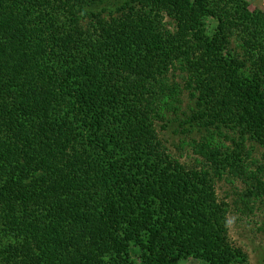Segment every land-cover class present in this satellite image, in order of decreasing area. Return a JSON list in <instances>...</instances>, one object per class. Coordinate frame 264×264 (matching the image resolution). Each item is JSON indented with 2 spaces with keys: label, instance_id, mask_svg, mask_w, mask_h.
<instances>
[{
  "label": "trees",
  "instance_id": "16d2710c",
  "mask_svg": "<svg viewBox=\"0 0 264 264\" xmlns=\"http://www.w3.org/2000/svg\"><path fill=\"white\" fill-rule=\"evenodd\" d=\"M108 4L0 0V264H133L137 246L247 264L215 184L264 197V20L243 0ZM183 94L199 168L159 139Z\"/></svg>",
  "mask_w": 264,
  "mask_h": 264
},
{
  "label": "rangeland",
  "instance_id": "374dc122",
  "mask_svg": "<svg viewBox=\"0 0 264 264\" xmlns=\"http://www.w3.org/2000/svg\"><path fill=\"white\" fill-rule=\"evenodd\" d=\"M127 2L128 0H110L108 11L119 13ZM243 2L255 19L264 20V0H243ZM180 81L177 79V82ZM178 108L179 110L175 114L171 113L168 116L166 128L159 131V139L170 156L177 159L181 164L188 168H199L200 159L192 154L188 145L190 141L205 136V133L188 125L193 102L188 99L186 94L182 95ZM223 135L219 137L217 133L218 140L221 142H224V137H227L228 134L224 133ZM228 136L231 137V135ZM248 147L252 151L253 166H261L264 170V148L255 144ZM244 188L245 186L241 182H233L226 178L216 181L215 184L218 199L228 205V236L231 244L241 249L247 264H264V197L257 200L249 199L245 196ZM131 250L132 263L141 264L139 256L145 250L140 246ZM178 264L203 263L188 258L179 261Z\"/></svg>",
  "mask_w": 264,
  "mask_h": 264
}]
</instances>
